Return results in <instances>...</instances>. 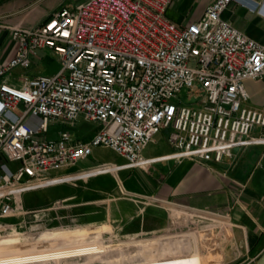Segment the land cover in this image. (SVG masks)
<instances>
[{"label": "built area", "instance_id": "built-area-1", "mask_svg": "<svg viewBox=\"0 0 264 264\" xmlns=\"http://www.w3.org/2000/svg\"><path fill=\"white\" fill-rule=\"evenodd\" d=\"M170 1L83 0L59 5L30 27H8L14 52L0 64L2 214L27 191L109 171L102 164L51 175L95 147L122 157L123 167L144 168L141 153L159 132L175 156L205 164L244 141L264 142V111L244 106V82L264 76V44L221 17L241 0H213L186 25L167 18ZM36 50L51 52L57 71L20 74L10 84ZM182 92L185 103L177 98ZM79 120L97 124L85 139L70 131ZM50 126L62 128L48 136ZM254 128L260 135L251 136Z\"/></svg>", "mask_w": 264, "mask_h": 264}, {"label": "crops", "instance_id": "crops-1", "mask_svg": "<svg viewBox=\"0 0 264 264\" xmlns=\"http://www.w3.org/2000/svg\"><path fill=\"white\" fill-rule=\"evenodd\" d=\"M66 1L71 5L83 0H0V64L14 52V45L7 38L8 27H30ZM212 1L171 0L166 16L174 24L186 25L199 19ZM221 17L249 38L264 44V0L230 3ZM39 60L33 55L32 67L15 68L8 82L17 85L16 77L20 74H53L38 66ZM244 87L249 96L248 107L264 111V76L257 81L246 80ZM96 128L94 123L90 130L78 136L72 132L74 128L71 133L77 139H85ZM258 135L260 130L254 128L251 136ZM173 151L165 133L159 132L141 153L142 159L149 161L144 168L123 167L125 161L122 157L108 148L95 147L90 156L79 161L85 165L73 171H66L70 167L53 170L51 175H64L102 164L111 166L107 172L66 178L21 195L20 206L32 209V226L39 222L56 226L75 224L74 227L38 233L35 246L63 248L96 240L100 237V223L119 216L121 204L117 202V194L120 192L197 211L221 213H211L227 224L225 236L218 237L217 230L210 234L213 240L208 247L212 256L217 258L216 264H264V142L244 141L232 146L229 156L208 164L175 156ZM27 193L30 195L25 199ZM42 211H49L51 218L38 221L35 216ZM161 223L163 221L159 218L154 225ZM189 235L194 241L191 254L134 264H201L205 258L194 234ZM13 241L15 243L14 238ZM0 248H3L2 244ZM79 248L93 252L102 249L101 245ZM219 250L223 251L222 256Z\"/></svg>", "mask_w": 264, "mask_h": 264}, {"label": "rangeland", "instance_id": "rangeland-1", "mask_svg": "<svg viewBox=\"0 0 264 264\" xmlns=\"http://www.w3.org/2000/svg\"><path fill=\"white\" fill-rule=\"evenodd\" d=\"M67 4V1L63 3ZM34 56L40 59L38 66L45 67V71L54 73L58 69V60L51 52L36 50ZM177 98L187 102L184 92ZM248 105V101L244 103V106ZM78 122L72 130L77 136L94 125L82 120ZM61 128L50 126L48 136H54ZM82 165L85 163L77 162L66 171H73ZM29 195L25 194V199ZM117 197V202L121 204L120 214L111 221L100 223L99 238L63 248L35 246V238L40 232L74 227L75 224L56 226L39 222L37 226H32V209H23L17 199L13 200L8 214L0 211V244L3 247L0 248V264H134L191 254L194 241L190 233L196 237L195 242L205 258L201 264H216L217 258L212 256L208 247L213 240L210 234L217 230L218 237L225 236L227 224L211 213H221L197 211L120 192ZM159 218L163 223L154 225ZM11 237L17 240V247ZM83 245H101L102 249L93 252L88 248H79ZM219 253L222 256L223 251L219 250Z\"/></svg>", "mask_w": 264, "mask_h": 264}, {"label": "water", "instance_id": "water-1", "mask_svg": "<svg viewBox=\"0 0 264 264\" xmlns=\"http://www.w3.org/2000/svg\"><path fill=\"white\" fill-rule=\"evenodd\" d=\"M38 220H48L50 219V214H49V211H42V212H39L38 215Z\"/></svg>", "mask_w": 264, "mask_h": 264}, {"label": "bare ground", "instance_id": "bare-ground-1", "mask_svg": "<svg viewBox=\"0 0 264 264\" xmlns=\"http://www.w3.org/2000/svg\"><path fill=\"white\" fill-rule=\"evenodd\" d=\"M14 240H15V244H16V246H17V240L14 238Z\"/></svg>", "mask_w": 264, "mask_h": 264}]
</instances>
